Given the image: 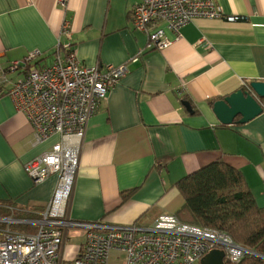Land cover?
I'll return each mask as SVG.
<instances>
[{"label":"crops","instance_id":"1","mask_svg":"<svg viewBox=\"0 0 264 264\" xmlns=\"http://www.w3.org/2000/svg\"><path fill=\"white\" fill-rule=\"evenodd\" d=\"M140 2L0 0V68L36 50L42 57L34 68L51 66L67 47L83 65L128 68L88 122L67 214L113 225L149 227L165 214L183 222L177 183L217 160L242 173L264 209V111L226 125L213 110L216 101L264 82V0H215L224 17L194 18L179 35L167 30L172 44L163 50L149 49L147 34L133 25ZM24 74L8 71L10 81L0 86V216L35 219L51 204L58 176L35 185L24 166L59 136L36 144L8 94Z\"/></svg>","mask_w":264,"mask_h":264},{"label":"built area","instance_id":"2","mask_svg":"<svg viewBox=\"0 0 264 264\" xmlns=\"http://www.w3.org/2000/svg\"><path fill=\"white\" fill-rule=\"evenodd\" d=\"M224 16L215 0H141L132 11L135 29L148 36V48L159 50L172 44L167 30L179 35L194 18ZM69 28L64 22L63 32L68 34ZM41 57V51H32L11 62L8 69L0 68V86L10 81L8 71L25 73L10 83L8 94L32 124L36 144L53 136L59 140L24 168L35 185L52 175L58 176V182L51 204L39 218L0 216V264H65L66 239L72 228L83 229L85 240L68 264H201L216 249L224 250L225 262L231 264L253 253L224 231L184 223L171 214L160 216L149 227L72 220L67 208L88 122L128 68L83 65L70 47L51 66L34 68ZM18 225L36 230L14 228Z\"/></svg>","mask_w":264,"mask_h":264},{"label":"trees","instance_id":"3","mask_svg":"<svg viewBox=\"0 0 264 264\" xmlns=\"http://www.w3.org/2000/svg\"><path fill=\"white\" fill-rule=\"evenodd\" d=\"M177 187L185 198L183 222L224 231L253 252L231 264H264V209L239 170L217 160L181 179ZM14 228L36 230L25 225Z\"/></svg>","mask_w":264,"mask_h":264},{"label":"water","instance_id":"4","mask_svg":"<svg viewBox=\"0 0 264 264\" xmlns=\"http://www.w3.org/2000/svg\"><path fill=\"white\" fill-rule=\"evenodd\" d=\"M262 99H264V82L253 81L248 89H240L216 101L213 110L223 124H233L238 117H240L239 122L244 123L264 111ZM184 103L189 109L191 108L189 102ZM201 264H226L224 250L216 249L209 252L202 258Z\"/></svg>","mask_w":264,"mask_h":264},{"label":"rangeland","instance_id":"5","mask_svg":"<svg viewBox=\"0 0 264 264\" xmlns=\"http://www.w3.org/2000/svg\"><path fill=\"white\" fill-rule=\"evenodd\" d=\"M262 102L264 103V99H262ZM184 219L186 220L185 216ZM84 239H85V231L83 229L72 228L69 230L66 239L65 258H64L65 264H68V261L72 260L75 257L78 247L84 241ZM114 264H119V263L115 262Z\"/></svg>","mask_w":264,"mask_h":264}]
</instances>
